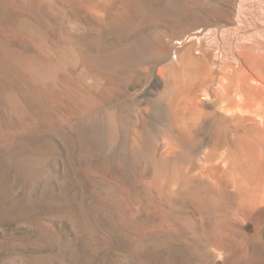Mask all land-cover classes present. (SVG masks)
Instances as JSON below:
<instances>
[{"label":"rangeland","instance_id":"rangeland-1","mask_svg":"<svg viewBox=\"0 0 264 264\" xmlns=\"http://www.w3.org/2000/svg\"><path fill=\"white\" fill-rule=\"evenodd\" d=\"M97 2L0 0V264H228L236 248L246 255L233 264H264V227L245 239L264 184L244 185L241 214L228 184L264 141L228 118L218 91L222 78L264 79V0L84 9ZM192 60L211 99L173 118ZM218 165L227 177L206 180ZM149 182L181 203L147 194Z\"/></svg>","mask_w":264,"mask_h":264},{"label":"bare ground","instance_id":"bare-ground-1","mask_svg":"<svg viewBox=\"0 0 264 264\" xmlns=\"http://www.w3.org/2000/svg\"><path fill=\"white\" fill-rule=\"evenodd\" d=\"M110 2L111 0H104L103 3L107 5ZM106 5L101 6L99 2H97V4H94V3H92L91 5L87 4L85 5V7L84 6L83 7L89 13L91 12V13L98 14L105 8ZM80 7L82 6L80 5ZM190 63L192 64L193 68L185 74L183 73L182 75H177L175 78L174 93L175 94L178 93L177 95H179L178 103H175L171 100L167 102L168 114L172 116L173 118H175L181 112V107L185 105L189 106L190 104L194 105L197 101L200 102L203 98L205 100L211 99L210 93L207 91L208 89H205L203 87L205 77L200 72L199 62L192 60ZM243 74H244L243 77L245 78L242 80L243 82L236 81V79L234 78L228 79V80H225L222 78L223 82L219 84L218 91H219V94L222 95L228 101V108L225 110V112L230 113L228 118L232 121H238V122L243 121L247 125V127L254 130L255 136H256L255 139L261 142V141H264V79L260 76L261 74L258 75L252 72H250L249 74H245V73ZM238 102H241V104H239ZM242 103L245 104L246 106L245 108L243 107L244 105H242ZM189 110H190V107H187L186 111H189ZM220 115L222 114L220 113ZM172 139L176 141V143H180V139L178 136L173 137ZM239 164H240V168L238 171L239 173L238 176L235 175L232 181H228V184L231 183L233 187V190L230 191V195H232V200L234 202L236 212L238 214H241L244 211L245 202H246V198H244L245 196L244 185L246 184H259V185L262 184L263 185L264 184V157H259L255 153L249 152L243 155L241 158H239ZM168 174H169V170L163 169L161 171L160 179H165L166 177H168L167 176ZM213 176L218 177V178L227 177L225 169H223L222 167H219V165L209 167V169L204 173V178H206V180L207 178L209 179ZM140 191H141V188H140ZM146 193L147 194L154 193L158 195L159 197H164L170 202L181 203L182 201V198L179 196V194H176V193L171 194V193L165 192L163 190V185H161V183H158V182L155 184L150 183V185L148 186L146 190ZM185 194L188 196H191L193 199L202 201V198L197 197L198 195L197 191H195L193 188L190 190L187 189ZM261 201H264V199H262ZM207 205L209 204L207 203ZM246 217H248L249 220L252 221L255 227V231L253 234L249 236L245 235V239L247 240V242H253V243L259 242L258 234H260L259 231L263 229L264 227V206H259L253 209L250 212V214ZM214 224H215L214 226L217 229L216 233L218 237L216 241L221 246L226 245L225 241L227 240L228 226L227 225L225 226L223 223L219 221L218 222L215 221ZM206 228H207L206 229L207 233L212 234L213 230L207 226ZM153 235H151L150 237H152ZM202 239H205V238H202ZM231 251L233 252V250ZM234 253L235 254L230 258L228 264H233L234 260L244 258V256L246 255L245 248H240V249L236 248ZM228 256H231V255H228ZM198 262H201V261H198ZM204 262H206V259L203 261V263Z\"/></svg>","mask_w":264,"mask_h":264}]
</instances>
